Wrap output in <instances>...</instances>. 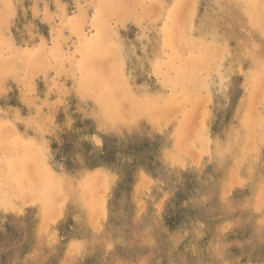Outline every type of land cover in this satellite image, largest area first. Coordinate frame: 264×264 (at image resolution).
<instances>
[{
    "label": "rangeland",
    "instance_id": "rangeland-1",
    "mask_svg": "<svg viewBox=\"0 0 264 264\" xmlns=\"http://www.w3.org/2000/svg\"><path fill=\"white\" fill-rule=\"evenodd\" d=\"M0 3V150L40 160L4 186L0 264H264V0ZM187 65L194 100L160 86Z\"/></svg>",
    "mask_w": 264,
    "mask_h": 264
},
{
    "label": "bare ground",
    "instance_id": "bare-ground-1",
    "mask_svg": "<svg viewBox=\"0 0 264 264\" xmlns=\"http://www.w3.org/2000/svg\"><path fill=\"white\" fill-rule=\"evenodd\" d=\"M172 1V3H171V5H170V13H172V15H174V16H172V18H171V16H170V19L171 20H173L174 18H175V16H176V12H177V10H178V8H179V6L181 5V2H183V0H171ZM243 2H244V4L245 5H250L251 3H253V0H242ZM249 1V2H248ZM251 2V3H250ZM1 4V3H0ZM207 4H208V2H207ZM8 5V4H7ZM154 4H152V5H150V7H148L147 9H146V11L148 12L149 10H150V8L153 6ZM156 7L157 8H159V10L162 8V5H157L156 4ZM6 9V8H5ZM101 9H104V7L101 5ZM223 9H224V7H223ZM166 10V9H165ZM172 10V11H171ZM105 11V10H104ZM103 11V12H104ZM103 12H101L102 14H103ZM205 23V22H204ZM231 24V23H230ZM243 28V27H242ZM221 30V29H220ZM199 33H200V37H201V33L202 32H200L199 31ZM218 33V32H217ZM169 34V33H168ZM167 34V35H168ZM182 36H183V46H184V50H186V52H191L192 51V47L195 45V43L196 42H199V40H201V39H199V40H197V41H195V40H193L192 38H190L189 36H188V34L186 33V32H184L183 34H182ZM217 36V35H216ZM175 37H180V36H175ZM218 37V36H217ZM258 37V36H257ZM214 41L209 45V48H214V47H216L217 46V44H219L220 43V40H218V39H215V37H214V39H213ZM95 41V40H94ZM260 41V40H259ZM239 43V42H238ZM243 46V45H242ZM261 46V45H260ZM257 49V48H256ZM259 49V48H258ZM261 49V48H260ZM228 50H229V48H228ZM253 50V49H252ZM255 50V49H254ZM253 50V51H254ZM209 52H208V56L210 55V50H208ZM227 51V50H226ZM263 50H261V52H262ZM240 52H242V51H240ZM243 53V52H242ZM219 54H221V52H219ZM238 54H240V53H238ZM244 54V53H243ZM237 55V54H236ZM241 55V54H240ZM246 55V54H245ZM248 55H250V54H248ZM229 56V55H228ZM238 56V55H237ZM220 58H221V56H219ZM243 57V56H242ZM96 58H98V57H96ZM226 58V57H225ZM224 58V59H225ZM226 59H228V58H226ZM251 59H253V58H251ZM207 60V59H206ZM219 60H221V59H219ZM252 61V60H251ZM256 61L258 62V61H260V60H258L257 58H256ZM185 62V64H187V61H184ZM204 62H205V60H204ZM229 62V61H228ZM227 62V63H228ZM256 62V63H257ZM222 63H223V60H222ZM241 63V62H240ZM232 64V63H231ZM227 65V64H226ZM106 66V65H105ZM221 66H222V64H221ZM229 66H230V64H229ZM188 69H189V66L187 65L184 69H183V73H182V75H184L183 77H181L180 78V81H179V83H167V81H164V80H161V83H160V86H161V88L163 89V88H165L166 86H168L169 84L171 85V86H173V88H174V90H176L177 92H180V94H179V96H178V98H184V96H186L187 98H190V96L191 97H193V99L191 98V100H194V98H195V92H197V87H195V85L193 84V82H192V80L194 79V75L192 74V72L190 73V76H189V71H188ZM236 69V68H235ZM95 70V75L96 76H100V74H99V72H101V71H99V70H97V69H94ZM230 73V72H229ZM232 74V73H231ZM230 74V75H231ZM95 77V76H94ZM224 77H225V75H224ZM164 79V78H163ZM192 79V80H191ZM95 80H96V82H97V84H99V80H100V77H95ZM231 86H232V84H231ZM240 86V85H239ZM99 90H104V91H108V88H110V87H108V85H106V86H104V85H99V87H97ZM231 88V87H230ZM233 88V87H232ZM132 89V88H131ZM259 91V90H258ZM213 92V91H212ZM234 94V93H233ZM232 95V94H231ZM219 97H220V95H219ZM231 98V97H230ZM233 98V97H232ZM231 98V99H232ZM235 99V98H234ZM95 101H98V102H102V100H95ZM108 102V101H107ZM130 102H134V101H130ZM174 102V101H173ZM238 102V101H237ZM223 103H224V101H223ZM108 104H109V102H108ZM241 104V103H240ZM168 105V104H167ZM209 105V104H208ZM221 105V104H220ZM231 105V104H230ZM107 107V106H106ZM108 109H109V112L107 111V113H108V117H111L113 120H112V122L114 123V121L115 120H118L117 118V116H116V108H110L109 106L107 107ZM236 108V107H235ZM104 109H105V107H104ZM223 110V109H222ZM79 112V111H78ZM211 113H212V111H211ZM242 113V112H241ZM237 115V114H236ZM263 115H264V113H263ZM87 116V115H86ZM209 117H211V116H209ZM235 117H238V116H235ZM239 118V117H238ZM93 119V118H92ZM235 120V119H234ZM221 121V120H220ZM208 123V122H207ZM230 123V122H229ZM228 125V124H227ZM230 125V124H229ZM228 125V126H229ZM29 126H30V128H29V130L31 129V130H35L37 133H34V134H39V130H37V129H35L36 127H34V123H30L29 124ZM118 126H120V125H118ZM127 126V125H126ZM208 126V125H207ZM231 126V125H230ZM229 126V127H230ZM235 126H236V124H235ZM226 127V126H225ZM223 128V127H222ZM233 128V127H232ZM235 128V127H234ZM224 129V128H223ZM229 129H231V127L230 128H228V130ZM236 129V128H235ZM127 131V130H126ZM13 132V131H12ZM128 132V131H127ZM26 133V132H25ZM27 134V133H26ZM218 134V133H217ZM241 134V133H240ZM10 135H13V138H12V140L10 139V141L6 144V149H4L3 151L2 150H0V200H4L5 199V197H11L12 195H13V193L14 192H16L15 191V189H13V188H8V189H5V187L4 186H6L7 185V182L9 181V180H7L9 177H11V178H17V179H19V180H24V174L26 173V170H28L27 169V167H26V162L24 163V161L22 160V158H24V159H26L27 160V163H31V164H34L35 165V163H38L40 160L38 159V155H37V153H35L34 151H32L33 149H35V147L34 146H36V144L35 143H33V142H29V143H27V142H24L23 140H21V139H19L18 138V136H17V133L16 132H14V134H10ZM32 135V134H31ZM111 135V134H110ZM152 136V135H151ZM257 136H258V134H257ZM7 137V136H6ZM5 137V138H6ZM10 137V136H9ZM226 138V137H225ZM109 139V138H108ZM0 140H1V137H0ZM27 140V139H26ZM224 140V139H223ZM109 141V140H108ZM218 141V140H217ZM252 141V140H251ZM1 142V141H0ZM5 142V141H4ZM222 142V141H221ZM210 143H212V142H210ZM216 143H218V142H216ZM219 143H220V140H219ZM223 143V142H222ZM221 143V144H222ZM246 144H248V143H246ZM219 145V144H218ZM3 146V145H2ZM38 146V145H37ZM249 146V145H248ZM252 146V145H251ZM254 146V145H253ZM34 147V148H33ZM38 147H41V146H38ZM216 147V146H215ZM221 147V146H220ZM263 147V146H262ZM219 148V147H218ZM37 149V148H36ZM220 149V148H219ZM249 150V149H248ZM251 150V149H250ZM249 150V151H250ZM261 150V149H260ZM220 151V150H219ZM244 151V150H243ZM155 152V151H154ZM245 153H247V152H245ZM243 154V153H242ZM251 154V153H250ZM182 155V154H181ZM244 155V154H243ZM246 155V154H245ZM261 155V154H260ZM77 156V155H76ZM251 156V155H250ZM249 156V157H250ZM241 158V157H240ZM244 158H246V156L244 157ZM258 159V158H257ZM185 160V159H184ZM242 160H244L243 158H242ZM160 161V160H159ZM239 161H241V160H239ZM257 161V160H256ZM246 161H244V163H245ZM261 162V161H260ZM206 163V162H205ZM241 163V162H240ZM255 163V162H254ZM250 164H252V163H250ZM37 165V164H36ZM255 165V164H254ZM254 165H253V168H254ZM240 166V165H239ZM241 166H243V165H241ZM249 166V165H248ZM251 166V165H250ZM256 166V165H255ZM36 167V166H35ZM107 167H110V166H107ZM106 167V168H107ZM252 167V166H251ZM258 167H259V165H258ZM262 167V166H261ZM112 168V167H111ZM114 168V167H113ZM247 168H249V167H247ZM243 169H246V168H243ZM250 169V168H249ZM258 169H260V168H258ZM188 170V169H187ZM106 171V170H105ZM104 171V172H105ZM192 171V170H191ZM243 171V170H242ZM248 171V170H247ZM112 172V171H111ZM250 172V171H249ZM239 175V174H238ZM249 175V174H248ZM109 176H110V174H109ZM242 178V177H241ZM252 178V177H251ZM254 178H256V177H254ZM10 179V178H9ZM25 179H27V178H25ZM107 181L109 180V179H106ZM255 180V179H254ZM245 181V180H244ZM256 181V180H255ZM110 183H111V181H109ZM149 182V181H148ZM36 183H38L37 185H40L41 183H42V180L39 178V180H38V177H37V179H33V180H29V183L27 184V186H26V188H27V192L29 191V190H32V188H33V186H35L36 185ZM216 183V182H215ZM148 184V183H147ZM264 184V183H263ZM41 186H42V184H41ZM251 186V185H250ZM254 186V185H253ZM241 193V192H240ZM264 195V194H263ZM51 196H50V194L49 195H47L46 196V198H47V201L49 202V203H52L51 202V198H50ZM200 197V196H199ZM264 200V199H263ZM239 202V201H238ZM259 202V201H258ZM141 203V202H140ZM184 204V203H183ZM205 205V204H204ZM244 205V204H243ZM242 205V206H243ZM213 206V205H212ZM258 206H260V205H258ZM263 206V205H262ZM159 207V206H158ZM207 207V206H206ZM204 208V207H203ZM214 208V207H213ZM235 208V207H234ZM141 209V208H140ZM68 210H69V208H68ZM215 210V209H214ZM157 211V210H156ZM199 211V210H198ZM201 211H204V210H201ZM201 211H199L200 212V214H201ZM207 211V210H206ZM261 211V210H260ZM101 212H103V211H101ZM218 212V211H217ZM221 212H222V210H221ZM231 212V211H230ZM241 212H243V211H241ZM220 213V212H219ZM223 214V213H222ZM229 214V213H228ZM249 214V213H248ZM218 215V214H217ZM115 217V216H114ZM199 217V216H198ZM137 218V217H136ZM226 218H227V216H226ZM232 218V217H231ZM204 219V218H203ZM233 219V218H232ZM261 219V218H260ZM100 220V219H99ZM118 220V219H117ZM127 220V219H126ZM200 220V219H199ZM107 221V220H106ZM110 221V220H109ZM116 221V220H115ZM125 221V220H124ZM132 221V220H131ZM203 221V220H202ZM100 222H101V220H100ZM99 222V223H100ZM185 222V221H184ZM108 223V222H107ZM157 223V222H156ZM232 223V222H231ZM260 223V222H259ZM137 224V223H136ZM185 224V223H184ZM236 224H238V223H236ZM141 225V224H140ZM156 225V224H155ZM233 225V224H232ZM99 226V225H98ZM116 226V225H115ZM129 226V225H128ZM138 226V225H137ZM130 227V226H129ZM146 227V226H145ZM156 227H157V225H156ZM240 227V226H239ZM239 227H238V229H239ZM260 227V226H259ZM111 228V227H110ZM143 228V227H142ZM147 228V227H146ZM139 229V228H138ZM187 229V228H186ZM189 229V228H188ZM211 229V228H210ZM51 230V229H50ZM225 230V229H224ZM110 231V230H109ZM130 231V230H129ZM145 232V231H144ZM174 232H176V231H174ZM205 232V231H204ZM212 232V231H211ZM234 232V231H233ZM40 233V232H39ZM101 233V232H100ZM108 233V232H107ZM110 233V232H109ZM141 233H142V231H141ZM156 233V232H155ZM177 233V232H176ZM175 233V234H176ZM115 234V233H114ZM130 234V233H129ZM140 234V233H139ZM251 234H253V233H251ZM250 234V235H251ZM155 235V234H154ZM180 235V234H179ZM228 235V234H227ZM130 236V235H129ZM128 236V237H129ZM138 236V235H137ZM44 237V236H43ZM95 237V236H94ZM110 237V236H109ZM179 237V236H178ZM223 237V236H222ZM92 238V237H91ZM108 238V237H107ZM142 238V237H141ZM156 238V237H155ZM102 240H103V238H101ZM105 239V238H104ZM173 239V238H172ZM233 239H235V238H232V241H234ZM92 240V239H91ZM130 240V239H129ZM42 241V240H41ZM113 241V240H112ZM147 241V240H146ZM152 241H155V240H152ZM221 241H222V239H221ZM231 241V240H230ZM83 243L85 242V241H82ZM111 242V241H110ZM133 242H135V241H133ZM237 242V241H236ZM102 243H105V242H102ZM109 243V241L107 242V244ZM125 243H126V241H125ZM153 243V242H152ZM221 243H223V242H221ZM220 243V244H221ZM72 244V243H71ZM110 244H112V242L110 243ZM131 244H132V242H131ZM224 244V243H223ZM222 244V245H223ZM229 244V243H228ZM227 243L225 244V245H228ZM137 245V244H136ZM135 245V246H136ZM153 245V244H152ZM217 245H219V244H217ZM224 245V246H225ZM232 245V244H231ZM248 245V244H247ZM45 246V245H44ZM82 246V245H81ZM102 247H103V245H101ZM109 246H111V245H109ZM108 246V247H109ZM128 246H129V244H128ZM105 247V246H104ZM137 247V246H136ZM165 247V246H164ZM167 247V246H166ZM218 247H220V245L218 246ZM138 248V247H137ZM148 248V247H147ZM139 249H141V248H139ZM146 249V248H145ZM151 249V248H150ZM220 249H222V248H220ZM247 249V248H246ZM250 249V248H249ZM252 249V248H251ZM250 249V250H251ZM34 250V249H33ZM163 250V249H162ZM38 251H40V250H38ZM75 251V250H74ZM125 251V250H124ZM176 251V250H175ZM242 251V250H241ZM247 251H248V249H247ZM252 251V250H251ZM250 251V252H251ZM34 252V251H33ZM69 252V251H68ZM243 252H245V251H243ZM70 253V252H69ZM78 253V252H77ZM147 253H150V252H146V254ZM163 253V252H162ZM217 253V252H216ZM218 253H219V251H218ZM217 253V254H218ZM242 253V252H241ZM248 253V252H247ZM175 254V253H174ZM72 255V254H71ZM77 255V254H76ZM79 255V254H78ZM85 255V254H84ZM215 255V257H216V254H213V256ZM224 255V254H223ZM229 255V254H228ZM244 255V254H243ZM246 255V254H245ZM249 255V254H248ZM87 257H88V255H86ZM103 256V255H102ZM143 256V255H142ZM150 256V255H149ZM207 257H209L208 255H206ZM218 256V255H217ZM232 256V255H231ZM72 257V256H71ZM137 257V256H136ZM139 257V256H138ZM137 257V258H138ZM144 257V256H143ZM148 257V256H147ZM227 257V256H226ZM233 257V256H232ZM110 258H111V255H110ZM120 258V257H119ZM166 258V257H165ZM169 258V257H168ZM36 259V258H35ZM72 260L73 259H75V258H71ZM126 259V258H125ZM182 259V258H181ZM240 259V258H239ZM134 260H135V258H134ZM142 260V259H141ZM167 260V259H166ZM217 260V259H216ZM222 260V259H221ZM236 260V259H235ZM144 261H146V260H144ZM161 261H162V259H161ZM174 261V260H173ZM224 261V260H223ZM36 262V261H35ZM107 262H109V256H108V260H107ZM136 262V261H135ZM140 263H141V261H139ZM159 262V261H158ZM179 262H181V261H179ZM234 262V261H233ZM117 263H119V262H117ZM137 263H138V261H137ZM145 263V262H144ZM168 263H170V262H168ZM181 263H183V262H181ZM205 263V262H204ZM204 263H202V264H204ZM221 263V262H220ZM225 263H227L226 261H225ZM139 264V263H138ZM142 264H143V262H142ZM163 264V263H162ZM170 264H172V263H170ZM192 264V263H191Z\"/></svg>",
    "mask_w": 264,
    "mask_h": 264
},
{
    "label": "crops",
    "instance_id": "crops-1",
    "mask_svg": "<svg viewBox=\"0 0 264 264\" xmlns=\"http://www.w3.org/2000/svg\"><path fill=\"white\" fill-rule=\"evenodd\" d=\"M140 36V35H139ZM142 37V36H141ZM140 37H138V35L137 36H135V38H130L129 40H127L126 38H124V40H122L123 41V44H124V46H126L127 47V43H129V42H133L134 43V39L135 40H137V39H139ZM156 42H157V40H156ZM160 46H161V44H160ZM159 46V47H160ZM126 47H124V49L126 48ZM134 56V58H135V60H136V58H138V56L139 55H137L136 53L133 55ZM137 64H139V62H136ZM136 88H138L139 86L136 84Z\"/></svg>",
    "mask_w": 264,
    "mask_h": 264
},
{
    "label": "snow or ice",
    "instance_id": "snow-or-ice-1",
    "mask_svg": "<svg viewBox=\"0 0 264 264\" xmlns=\"http://www.w3.org/2000/svg\"><path fill=\"white\" fill-rule=\"evenodd\" d=\"M85 150H87V145H85ZM94 151H98V150H94Z\"/></svg>",
    "mask_w": 264,
    "mask_h": 264
}]
</instances>
